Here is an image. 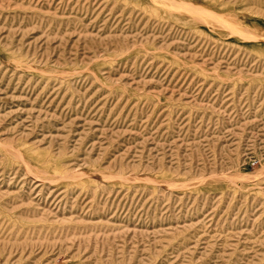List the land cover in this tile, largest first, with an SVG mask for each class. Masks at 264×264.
Returning <instances> with one entry per match:
<instances>
[{
    "label": "rangeland",
    "instance_id": "rangeland-1",
    "mask_svg": "<svg viewBox=\"0 0 264 264\" xmlns=\"http://www.w3.org/2000/svg\"><path fill=\"white\" fill-rule=\"evenodd\" d=\"M0 264H264V0H0Z\"/></svg>",
    "mask_w": 264,
    "mask_h": 264
}]
</instances>
